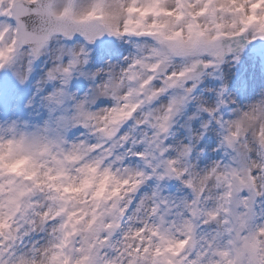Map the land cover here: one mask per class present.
Returning a JSON list of instances; mask_svg holds the SVG:
<instances>
[{"label":"clouds","instance_id":"9594fccd","mask_svg":"<svg viewBox=\"0 0 264 264\" xmlns=\"http://www.w3.org/2000/svg\"><path fill=\"white\" fill-rule=\"evenodd\" d=\"M0 78V264H264V0H0Z\"/></svg>","mask_w":264,"mask_h":264},{"label":"rangeland","instance_id":"374dc122","mask_svg":"<svg viewBox=\"0 0 264 264\" xmlns=\"http://www.w3.org/2000/svg\"><path fill=\"white\" fill-rule=\"evenodd\" d=\"M251 61L246 57L245 65L241 67V74L243 79L249 80V85L252 83L259 84V73L258 71L254 72L251 68ZM23 92L17 90L15 86L7 79L0 78V113L10 114V111L14 105L22 107L21 97Z\"/></svg>","mask_w":264,"mask_h":264}]
</instances>
